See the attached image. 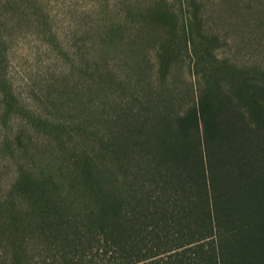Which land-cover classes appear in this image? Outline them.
I'll use <instances>...</instances> for the list:
<instances>
[{
    "label": "trees",
    "instance_id": "16d2710c",
    "mask_svg": "<svg viewBox=\"0 0 264 264\" xmlns=\"http://www.w3.org/2000/svg\"><path fill=\"white\" fill-rule=\"evenodd\" d=\"M87 1L85 14L111 11L105 34L126 47L130 73L108 78L133 88L98 103L107 105L105 142L76 123L88 144L68 168L43 166L0 195V264H264V61L242 66L224 54L225 40L202 28L206 0ZM37 7L41 0H0V38L11 12ZM72 46L91 68L87 89L101 88L93 42ZM4 47L1 39L0 63ZM184 65L195 80L182 92L173 73ZM1 68L3 116L5 102L17 104ZM57 92L48 102L69 114L60 100L68 93Z\"/></svg>",
    "mask_w": 264,
    "mask_h": 264
},
{
    "label": "rangeland",
    "instance_id": "374dc122",
    "mask_svg": "<svg viewBox=\"0 0 264 264\" xmlns=\"http://www.w3.org/2000/svg\"><path fill=\"white\" fill-rule=\"evenodd\" d=\"M168 1L174 3L173 0ZM254 3L253 0L205 1L206 20L202 28L225 40L222 47L224 54L242 66L264 61V4ZM88 6L90 1L84 4V0H41L37 13H32L29 8L26 13L21 10L20 16L11 12L6 19L2 31L6 35L0 38L5 46L4 61L0 65L4 66L17 106L12 101L5 102L3 108H8L7 113L0 115V195L7 193L14 180L24 179L28 174L37 176L43 166V170L54 174L58 173L61 165L68 168L72 161L70 155L88 144V139L86 143L82 142L83 136L76 129V123H82L81 127L91 125L92 129L87 125V131L103 134L105 142L107 105L100 108L98 103L108 98L115 89L128 91L133 88L132 85L113 83L108 78L113 72L121 77L130 73L120 60L127 54L125 45L116 36L105 34L111 24V11L107 9L105 13L104 9L93 15L83 13L84 9L88 11ZM174 7L179 10L178 4L175 3ZM100 35H104L103 41ZM108 36L110 39L106 40ZM74 39L95 45L94 53L100 59L97 60V73L102 74L99 80L101 88L87 89L91 68L88 69L84 59L75 53L76 49L72 46ZM195 41L198 49L203 51L205 40L195 37ZM218 50L217 54L220 53ZM94 55L91 53V56ZM106 59L109 60L107 64ZM173 74L179 77L182 92L187 88L184 83H194L193 69L186 65ZM59 87L68 93L60 100L67 101L68 106L65 107L70 109L69 114L56 111L48 102L57 98ZM186 96L184 94V99ZM20 104L27 107L30 113L46 117L51 123L46 128L36 125L30 118L27 119L23 110L17 109ZM117 148L120 151L122 144ZM37 260L36 257L21 264H41L35 262Z\"/></svg>",
    "mask_w": 264,
    "mask_h": 264
}]
</instances>
